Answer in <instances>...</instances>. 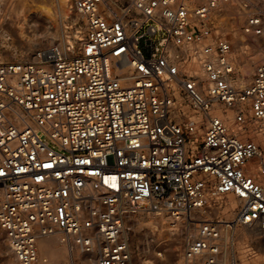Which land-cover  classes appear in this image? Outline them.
I'll return each instance as SVG.
<instances>
[{
  "label": "built area",
  "instance_id": "obj_1",
  "mask_svg": "<svg viewBox=\"0 0 264 264\" xmlns=\"http://www.w3.org/2000/svg\"><path fill=\"white\" fill-rule=\"evenodd\" d=\"M231 2L70 0L65 48L0 61V228L19 264L56 234L95 264H136L127 224L144 213L194 228L187 264L264 231V0L240 7L262 44L244 83L217 26Z\"/></svg>",
  "mask_w": 264,
  "mask_h": 264
},
{
  "label": "rangeland",
  "instance_id": "obj_2",
  "mask_svg": "<svg viewBox=\"0 0 264 264\" xmlns=\"http://www.w3.org/2000/svg\"><path fill=\"white\" fill-rule=\"evenodd\" d=\"M52 1L56 15L51 21L48 15L39 9V0H3L4 10L0 18V61L26 60L54 44L64 46L69 39L71 27L70 22L65 21V17H69L74 24L79 22V18L70 13L68 0L65 1L66 7L63 12L58 7V1ZM204 1L195 0V3L200 4ZM235 1L237 4L238 1ZM227 9L228 15L220 19L217 26L234 43L233 57L238 65L240 78L242 76L241 80L247 82L262 57V44L259 39H256L253 45L251 38L243 33L244 21L239 7L231 5L227 6ZM75 35L74 30L73 37L70 39L74 41ZM211 216L231 219L233 212L214 211L210 215L200 212L195 215V218L205 220ZM158 220H161V216L155 213L138 214L129 219L127 224L129 241L136 264H187L182 253L186 239L190 233L192 234L194 228L187 233L189 226L182 222L173 234H169L160 225V228L150 226ZM1 233L3 232L0 230ZM224 244L223 256L218 264H226L232 257L238 258L240 264H264V231L257 228L237 227L228 232ZM39 255L37 264H61L56 260L42 257L40 246ZM92 258L94 257L75 252L70 261L75 264H95L96 261H92ZM0 264H19L10 247L9 251L4 253L0 249Z\"/></svg>",
  "mask_w": 264,
  "mask_h": 264
},
{
  "label": "bare ground",
  "instance_id": "obj_3",
  "mask_svg": "<svg viewBox=\"0 0 264 264\" xmlns=\"http://www.w3.org/2000/svg\"><path fill=\"white\" fill-rule=\"evenodd\" d=\"M39 1H40L39 9L42 11V13L47 14L48 18L51 21L54 20L55 15H56L54 7H53L54 2L52 0H50V1L39 0ZM57 1H58V7H59L60 11L63 12L64 8L66 7V3H65L66 0H57ZM234 1L235 0H233V2L227 4L226 9H227V6L229 7L231 5H233V6L237 5L239 7L241 16L243 17V21H244L246 14L244 13V10H242V8H240L242 0H237L238 1L237 4H236V1H235V3H234ZM67 3H70V0H68ZM245 8H247V7H245ZM252 8H253V5H251V7L249 9H252ZM228 11L229 10L227 9V12ZM63 14L65 15L66 13H63ZM220 31L223 32V30H221V29H220ZM50 35L53 36L51 33H50ZM66 45L67 44L65 43L63 48H65ZM239 76H240V74H239ZM241 78H242V76H241ZM242 82H243V80H242ZM231 207H232V209L234 208V202H232ZM229 211H231V210H229ZM232 212H233V216H234V211H232ZM159 216H161V220L156 221L155 224L151 223L150 226L153 228H160V226H162V228H165V230L169 234H173L175 232V230H177L178 225H180V223H181V219H175L172 216H168L165 214H159ZM165 216L169 217L170 219L166 218ZM195 220H197V219L195 218ZM194 224H196V222ZM192 228L189 227L187 233H190L192 231ZM38 245L40 246V252H41L42 257H44V258L46 257V258H48V260H49V258L52 260H56V261L60 262L61 264H75L74 262L70 261L71 258L73 259L75 252H71L68 249V245L63 240L62 235L56 234V235L40 238L38 240ZM84 255L91 256V257L93 256L94 258H92V261H96V259H97V257L92 255V254H84ZM220 262H221V260H220Z\"/></svg>",
  "mask_w": 264,
  "mask_h": 264
},
{
  "label": "crops",
  "instance_id": "obj_4",
  "mask_svg": "<svg viewBox=\"0 0 264 264\" xmlns=\"http://www.w3.org/2000/svg\"><path fill=\"white\" fill-rule=\"evenodd\" d=\"M0 230L3 232L0 235V249L2 250V252H6L9 251V245L6 239V235L5 232L0 228Z\"/></svg>",
  "mask_w": 264,
  "mask_h": 264
}]
</instances>
